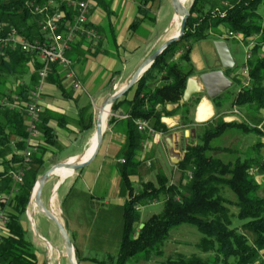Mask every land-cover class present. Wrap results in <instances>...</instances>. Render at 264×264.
Segmentation results:
<instances>
[{
  "label": "trees",
  "instance_id": "16d2710c",
  "mask_svg": "<svg viewBox=\"0 0 264 264\" xmlns=\"http://www.w3.org/2000/svg\"><path fill=\"white\" fill-rule=\"evenodd\" d=\"M32 1L40 4L46 0ZM138 3L137 13L141 16L134 18L130 24L131 29L138 28L143 19L152 20L149 18V11L153 5L157 7L158 0H139ZM59 8L68 12L64 5ZM188 11L190 15L185 21L180 40L168 44L148 70L123 93L122 99L115 100L110 106L112 115L119 108L128 114L125 120V143L121 148L123 162L118 163L119 181L127 200L121 208L122 230L116 255L108 254L103 261L91 259L97 264H125L137 253H144L146 257L150 253L161 256V247L167 240L168 232L182 224H192L195 227L201 235L195 248L207 255L201 258L195 254L185 256L178 252L157 264H258V256L264 253V196L258 195L260 184L250 173L251 170L264 173L261 152L264 142L258 140L251 146L256 156H234L227 160L219 158L218 153L226 154L231 152L230 149L211 145L215 138H220L230 129L241 134L257 133L264 136V118H254L264 110V0H192ZM42 17L31 15L21 1L0 0V34L5 35L7 30L14 27L25 40H41L37 23ZM211 30H215L217 41L227 40L228 31L240 35L246 45L252 41L248 49L250 56L245 62L249 70L248 85H241L230 102L231 108L245 110L249 121L244 118L223 121V116L219 115L220 95L214 97L210 102L216 110V116L194 129L191 140H195V143L183 144L180 148L182 157L173 164L178 169L177 183H170L167 176L159 172L155 174L153 182L145 181L135 190L128 178L137 173L141 163L137 160V150L148 134L138 132L133 120H146L153 133L161 132L162 135H169L170 131L161 123L160 117L175 114L179 116L180 124L191 123L188 107L195 105L199 97L182 102L185 81L195 73L189 61V52L192 44L205 39ZM182 43V47L179 46ZM176 53L179 55L174 60ZM29 62H32L29 81L34 84L39 64L34 53L22 52L17 48L7 51L6 59L0 57L2 193L9 191L7 172L18 161L11 154V145L22 149L23 144L14 141L17 136L25 135V116L21 108L9 106L6 102H17L22 107L31 88L29 82L16 83L11 89L7 84L14 79L21 82ZM58 67L51 65L50 72L61 73L63 76V70L60 71ZM155 79H159L162 84L149 87V82ZM129 90H132V95L127 100L124 95ZM170 104L174 107L170 111L166 110V106ZM113 121L114 117L111 116L107 124ZM42 129L44 140L51 142L52 133L46 127ZM38 149L39 155L31 156L29 171L18 185V192L5 207L8 220L0 235V264H35L37 261L35 246L25 237L27 230L22 219L32 185L42 173L43 151L41 147ZM6 154H11L8 160L4 158ZM226 191L233 193L235 198L229 200ZM160 197L163 198L160 213L149 215L146 220L141 221L137 207ZM231 205L237 209L235 218L244 222L239 227L248 231L252 240L232 224ZM139 224L143 225L142 228H139Z\"/></svg>",
  "mask_w": 264,
  "mask_h": 264
},
{
  "label": "crops",
  "instance_id": "0c3cea01",
  "mask_svg": "<svg viewBox=\"0 0 264 264\" xmlns=\"http://www.w3.org/2000/svg\"><path fill=\"white\" fill-rule=\"evenodd\" d=\"M138 1L94 0L85 26L95 30L97 38L88 39L80 36L76 41L71 42L70 48L65 53V56L72 61L71 66L73 71H75V79L80 85L79 89L74 88L70 81L63 78L64 75L62 76L61 73L57 74V72L54 74L50 72V76L48 75L43 81L38 129L41 132L42 128L46 127L52 134L51 142L44 140L43 132H41L36 142L38 148L41 147V151H43L42 173L52 163L70 161L76 157L79 158L83 153L84 159L87 158L92 151V141L94 140L95 110L105 103L106 98L113 91L125 86L131 75L136 71V68L141 64V61L146 59L168 38L169 35L162 41L158 39V36L152 37L154 32L153 24L157 18L161 17L160 0H158L157 7L153 5L149 11V18L152 20L143 19L139 23L138 28L131 29L130 24L134 18L141 16L137 13ZM169 11L170 17L174 22V12L171 9ZM211 52H213L214 56L212 62L206 64L202 62L198 54L189 52L191 67L195 70V73L190 76L191 78H197L201 72L221 69L214 48L211 49ZM176 58L177 55L173 56L174 60ZM58 68L60 69V67ZM31 71L32 62H29L26 66V76L22 78L21 82L19 81V84H28L29 82L30 86L32 85V81H29ZM222 73L224 75V71ZM161 84L162 82L159 79H155L149 82L148 85L153 87ZM131 95L132 90H129L124 95V98L127 100L131 99ZM196 96L197 98L199 97V101L195 105L188 107L191 119L190 124H180L179 116L175 114L169 117H160L161 123L166 125L170 131L169 135L175 141L173 150L180 158L182 153L178 152L176 147L181 148L183 144L188 143L197 126L199 127V125L209 122L216 116V110L210 102L211 99L202 91L191 94L190 99H194ZM201 105L203 106L202 111L199 109ZM173 107L174 105L170 104L168 110L170 111ZM219 109V115H222V120L225 121L224 115L231 111V108L227 107V109L223 110L220 107ZM123 110L119 108L114 115L110 114V117H114V121L107 124V130L101 136L100 146L97 148L94 157L88 161V164L92 163L94 165L93 168L90 167V172L88 174L85 173V168L82 167L80 168L82 170L76 169L73 174L71 170L62 168L55 173L58 180L52 184L49 199V194L47 196V203L50 200L49 202L54 204V200H57V206L60 213H62L60 223L66 228L67 237L69 234L76 244H72V248L74 255L78 259L77 264L80 260L88 259L82 254V251L86 249L87 241L89 243L93 238L94 233L91 232L93 227L95 228L96 225L103 226V220H98V210L104 209L108 211L111 208L116 212L119 211L118 225L120 230L119 235L114 238L115 242L113 244H115L112 247L116 251L119 245L120 231L122 230L121 208L127 200L126 193L122 190L119 181L120 173L118 169L119 159H123L121 148L125 143L126 131V118L120 117L128 116ZM107 116V113L103 116V129L105 128ZM164 136L159 132L150 133L139 145L137 160L141 163L138 166L137 173L132 174L128 178L129 183L133 185L135 190H138L145 181H154L155 175L153 179H149L147 177L148 171L141 168L142 165L148 168L151 167V163H149L151 145L160 144L162 151L166 153L164 160L163 157L158 159L159 172H163L168 179H172L175 173L178 172L177 167L170 165L169 153H167L164 146ZM38 148L32 155H39L40 150ZM20 150L11 145V154L17 160L19 159ZM11 154H6L4 158L8 160ZM0 162H2L1 159ZM164 169L167 172L169 170L171 172L164 173ZM1 171L2 169L0 168ZM71 175L73 176L70 180L76 177L85 188H88L89 197H86L82 190L75 188L73 183L70 184V182L67 184V189L61 193V196L56 197L55 189L57 183L60 182L58 184V188H60L63 183L65 184L69 181L66 177ZM86 238H88L87 241H85ZM79 252L80 255L78 254V256L77 253ZM35 255L37 257L35 264H47V258L44 253L36 250ZM88 263L97 264L92 260Z\"/></svg>",
  "mask_w": 264,
  "mask_h": 264
},
{
  "label": "rangeland",
  "instance_id": "374dc122",
  "mask_svg": "<svg viewBox=\"0 0 264 264\" xmlns=\"http://www.w3.org/2000/svg\"><path fill=\"white\" fill-rule=\"evenodd\" d=\"M160 1L161 2L159 3V5L161 7L160 9L161 17L157 18L156 22L153 24L154 32L152 33V37L158 36V39L163 41L167 35L173 36L177 33L179 29V25H178L179 17L175 15L174 22H173V19L170 17L169 10L170 9L172 10L171 4H170L171 0H160ZM190 2H192V0L182 1V3L186 6V8H188ZM260 11H263V9L260 8ZM222 31L224 32L223 29ZM223 32L221 34L222 36L225 37V34ZM165 41L166 40H164V42ZM214 41H217V34L215 30H211L205 39L203 40L199 39L196 42H194V44H192L191 46L190 51L198 54L203 63L205 64L211 63L212 58L214 57L213 52H211ZM226 41H227L228 50L231 53V56H232L231 58H232V61L235 67L233 69L230 68V69L224 70L225 77L231 80L232 85H230L224 92L221 93L220 98L218 100L220 102V107L223 110L227 109V107H230L231 100L234 98V96L236 95L235 93L241 88V85L243 84L244 79L240 71L242 70V67L244 66L243 64L245 62V56L247 55V51L249 49L248 47L252 45V41L248 42L249 46L248 44L247 45L244 44V41L241 39V37L239 39L228 38ZM183 44L184 43H182L179 46L182 47ZM176 55L178 56L179 54L176 53ZM16 83H19V79L11 80L7 84V87L11 89ZM12 99L15 100L14 98ZM6 103L9 106L18 107V108H21L22 110V107H20L17 104V102L15 103L6 102ZM100 107H98L94 112L96 113L95 115L96 117L98 115L97 112L100 109ZM233 110H236L238 113L232 114ZM107 114L108 116L105 119V130H107V120L108 118H110V114H111L110 108ZM258 117L264 118V110H262L261 112H259L258 114L254 116V118H258ZM95 118H94L93 125H95ZM242 118L248 120V117L245 114V110H243L242 108L241 109L231 108V111H229L227 114L224 115L225 121H228L230 119L242 120ZM39 120H40V117H39ZM25 121H26V116H25ZM25 121H23V124L25 123ZM37 129H38V124H37ZM38 131H39V134L36 137L35 142H37V139L39 135L41 134L39 129ZM18 137L20 136H17L15 138L14 143L16 142ZM258 140H261V142H264V136L262 137L260 134H257V133L256 134L255 133H247V134L242 133L241 134L239 132H236L230 129L226 131L220 138L219 137L215 138L214 141L211 143V145L213 147L219 146V148H227L228 150L230 149L231 152L229 153H226V154L225 153L223 154L221 152L218 153L220 154L219 158L223 160H227L234 156H239L240 158H243L244 156H247V157L256 156L255 152L251 150V146L254 143H256ZM188 143L190 144L195 143V140L190 139ZM176 148L178 152L182 153L180 150V147L177 146ZM150 150H151V153H150L151 158L149 159L150 161L149 163H151V167L148 168L142 165L141 168L145 169V171H148L147 177L149 179H153L154 175L159 172L158 159L163 157V160H164V158H166V153L162 151L160 144L151 145ZM261 152L263 154L262 156L264 159V149ZM18 158H19L18 161L12 164L9 170H12L13 168H15L17 163L20 161L21 159L20 152H19ZM121 160L123 162V159H119L120 163H122ZM30 163H29V168H30ZM53 164L55 163H52L51 165ZM93 166L94 165H92L91 163L83 167L85 168L84 172L88 174V172H90L89 170L90 167L93 168ZM0 168L3 169V165H1V162H0ZM29 168L28 170L25 171V175L27 171H29ZM164 171H165L164 173L167 172L165 169ZM169 172L171 171L169 170ZM250 173L255 178V181L257 183L259 182L260 184V187L258 189V195L260 194L264 196V173H262L259 170L258 171L251 170ZM72 176L73 175L66 177V179L69 181H67L65 184L63 183L60 186V188H58V190H55L56 197L61 196V193L63 192V190L67 189V186H68L67 184L69 182L70 184L73 183L75 188L82 190L86 197H89L90 193L87 192L88 188H85V186L81 184L78 181V178L76 177L70 180ZM178 176L179 174L177 172L175 173V176L172 179H168V180L170 182L173 181L174 183H177ZM36 180L37 179H35V181ZM57 180L58 178L56 176L47 178L46 182L43 185V190L41 191V200L43 201L44 206L49 205V207L51 208V211L57 216L58 221L60 222L61 221L60 219L62 218V213H60L59 208L57 206L58 204L57 200L56 199L54 200V204H51L49 202L50 200L47 203V196L50 193L51 187L53 186L52 184L55 183ZM22 182H23V179H22ZM33 190H34V186L32 188V191H30L29 193V196L31 195V200H32L31 204H29V201H28V205H26L25 212H24L25 216L22 219L23 226L27 230L25 237L28 241H30L35 246V249L38 250V252L44 253V255L47 258V264H69L67 261L68 260L67 256H65L64 250L62 248L63 242H61L60 240V237L58 234L59 232L57 228H55V226L51 223L48 217H45L44 215L40 214L37 211V208L34 206L35 204L33 200ZM50 196L51 195L49 194L48 199ZM226 196L229 200L235 198L234 194L231 192L229 193L228 191H226ZM162 200L163 198L160 197V199L153 200V201L149 200V201H146V203L139 205L137 207V210L140 213V216H139L140 220L144 221L149 215L151 216V215L159 214L161 211V207H162ZM229 207L231 210L230 214H232L231 216L232 224L235 225V228L240 233L247 235L248 238L252 240V236L249 234V232L244 231L242 228L239 227L244 222L239 221L238 219L235 218L234 213L237 212V209L232 205ZM103 208H100V209H103ZM98 212H99L98 220H103V226L96 225L95 228L93 227V230L91 231L92 233H94L93 238L89 243L87 241L88 238H86L85 241H87V246H86V249L82 251V254L85 257H88V259L80 260L78 264H89L88 262H91L89 261L90 259H95L96 261H103L106 259L107 253L113 256L116 255L115 248H113L112 245L115 244V243L113 244V242H115L114 238L119 235V230H120V227L118 225L119 211L116 212L110 208L108 211L103 209V210H98ZM4 227L0 235L3 234ZM35 230L37 231V234H35L36 233ZM68 238L72 244L76 245L75 241L72 239V237L69 234H68ZM200 238H201V235L198 233V231L195 229V227L192 224L176 225L174 228L170 229V231L168 232L167 240L166 242L163 243L161 247L162 252H163L161 256H155L154 254L150 253L148 257H146L144 253H139V254L137 253L132 259H129L125 264H157L161 262L165 257L167 258V257L173 256L174 254L178 252L185 256H190L191 254H195L201 258H204V256H206L207 254L206 253L202 254L200 251H198L195 248V244L199 242ZM78 254L80 255V252L77 253V255ZM76 264H77V261H76Z\"/></svg>",
  "mask_w": 264,
  "mask_h": 264
},
{
  "label": "built area",
  "instance_id": "2783aa9c",
  "mask_svg": "<svg viewBox=\"0 0 264 264\" xmlns=\"http://www.w3.org/2000/svg\"><path fill=\"white\" fill-rule=\"evenodd\" d=\"M18 1L24 4L31 15H41L43 17L37 23L38 30L41 33V40L35 39L32 42L25 40L14 27L7 30L5 35L0 34V57L6 59L7 51H13L18 48L22 52L34 53L39 63L36 70L37 78L35 83L30 86L31 88L27 92L26 103L22 106V112L26 116L24 123L25 135L22 138L18 137L16 140L20 144H23V149L20 150L21 159L15 168L7 172L10 181L9 191L0 192V233L3 231V227L8 220L5 214V207L10 203L12 196L18 192V185L22 183L25 171L29 168L31 155L38 147L35 139L39 134L37 124L40 117L42 83L50 74L51 65H57L64 72L63 78L70 81L74 88L79 89L80 85L75 79V71H73L71 66L72 61L65 56V53L70 48L71 42L76 41L80 36L87 37L88 39L97 38L95 30L85 26L94 0H46L40 4L32 0ZM61 5H64L68 11L67 13L59 8ZM1 28L0 24V30ZM226 34L229 38H240V35L229 31ZM248 56H250L249 51H247V55L245 56V62ZM245 62L240 72L244 79L242 85L246 86L249 80L247 77L249 70ZM13 98L15 99V97ZM237 113L236 110L232 111V114ZM127 117L122 116L120 118L125 119ZM133 124L136 126L138 132L153 133L144 119H135L133 120ZM28 200L29 204H31V195ZM257 263L264 264V253L258 256Z\"/></svg>",
  "mask_w": 264,
  "mask_h": 264
},
{
  "label": "water",
  "instance_id": "95a60500",
  "mask_svg": "<svg viewBox=\"0 0 264 264\" xmlns=\"http://www.w3.org/2000/svg\"><path fill=\"white\" fill-rule=\"evenodd\" d=\"M172 11L174 12V15L180 16L179 17V31L175 35H170L166 39V41L158 46L154 52H152L146 59L141 61V64L136 68V71L134 74L131 75L129 80L127 81L126 85L123 86L121 89H117L113 91V93L108 96L105 101L98 110V115L95 118V132H94V141L95 146L92 150V152L88 155L87 159L81 160L83 157V154H81L78 157H76L72 162L71 161H59L58 163H55L45 169L44 173L37 178V180L34 183V190H33V200H34V206L37 208V211L44 215L45 217H48V219L51 221V223L57 228L58 234L60 237L61 242H63V250L65 253V256H67V261L69 264H76L77 258L74 255L72 243L69 241L67 234H66V228L61 225V223L58 221L57 216L51 211V208L49 205L44 206L43 201L41 200V191L43 189V185L46 182L47 178L55 176V170L59 169L60 167H64L65 169H70L72 172H74L76 169H80L84 167L86 164H88V161L91 160L94 157V154L97 150V148L101 144V136L102 133L105 131V128L103 129L101 127V111L103 109H107L106 113L109 112L110 105L114 103V101L118 98H120L125 91H127L128 88L133 86L135 82L140 78L141 74H143L145 71H147L148 67L151 65V63L155 60V58L168 46V44L172 42H176L180 40L179 38L182 35L183 30L185 29V21L187 17L190 15L188 8L182 3L180 0H171L170 2ZM213 48L217 54V59L219 61V64L221 66L220 70H212L210 72H204L199 73L197 78H191L187 77L186 79V86H184V90L182 93V102L190 99V95L193 93H197L198 91H202L209 99H213L216 96L221 95L222 92H224L230 85H232L231 80H229L227 77L223 75V71L226 69H233L234 63L232 61L231 53L228 50L227 41L225 40H219L214 41ZM169 109V105H167L166 110ZM164 146L169 153V162L170 164H175L179 161V155L174 152L173 146H174V139L170 135L164 136ZM55 190L58 188V184ZM140 228H142V224H139ZM35 234H37V231L35 230ZM73 258L75 259L74 262H72Z\"/></svg>",
  "mask_w": 264,
  "mask_h": 264
},
{
  "label": "bare ground",
  "instance_id": "6f19581e",
  "mask_svg": "<svg viewBox=\"0 0 264 264\" xmlns=\"http://www.w3.org/2000/svg\"><path fill=\"white\" fill-rule=\"evenodd\" d=\"M180 1H182V0H180ZM178 17H180V16H178ZM178 31H179V29H178ZM202 105L199 107V109L202 111L203 109H202ZM106 108L105 109H103L100 113H101V117H100V121H101V127H102V124H103V116H104V114L106 113ZM166 122H168V121H166ZM103 128V127H102ZM93 142V144H92V150H93V148H94V146H95V141L93 140L92 141ZM92 152V151H91ZM88 157V156H87ZM87 159V158H86ZM74 160V159H73ZM73 160H70L71 162L73 161ZM81 160H85L84 159V155H83V157H82V159ZM62 168H64V167H60L59 169H56L55 170V173H57V171H60ZM70 170V169H69ZM74 258H73V260H72V262H74Z\"/></svg>",
  "mask_w": 264,
  "mask_h": 264
}]
</instances>
